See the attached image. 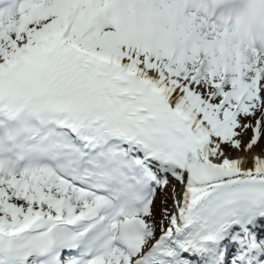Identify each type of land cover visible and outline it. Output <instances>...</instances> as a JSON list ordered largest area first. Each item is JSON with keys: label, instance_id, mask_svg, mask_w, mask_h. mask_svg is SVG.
<instances>
[{"label": "snow or ice", "instance_id": "obj_1", "mask_svg": "<svg viewBox=\"0 0 264 264\" xmlns=\"http://www.w3.org/2000/svg\"><path fill=\"white\" fill-rule=\"evenodd\" d=\"M0 264H264V0L0 17Z\"/></svg>", "mask_w": 264, "mask_h": 264}]
</instances>
